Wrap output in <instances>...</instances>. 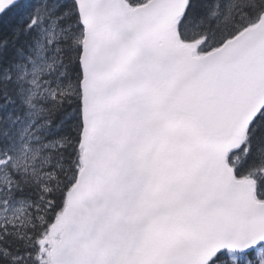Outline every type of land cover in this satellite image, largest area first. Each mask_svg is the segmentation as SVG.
Segmentation results:
<instances>
[{
  "label": "snow or ice",
  "instance_id": "obj_1",
  "mask_svg": "<svg viewBox=\"0 0 264 264\" xmlns=\"http://www.w3.org/2000/svg\"><path fill=\"white\" fill-rule=\"evenodd\" d=\"M0 264H264V0H0Z\"/></svg>",
  "mask_w": 264,
  "mask_h": 264
}]
</instances>
